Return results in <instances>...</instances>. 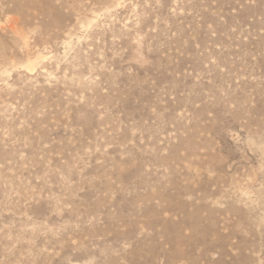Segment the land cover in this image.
Returning <instances> with one entry per match:
<instances>
[{
  "label": "rangeland",
  "instance_id": "374dc122",
  "mask_svg": "<svg viewBox=\"0 0 264 264\" xmlns=\"http://www.w3.org/2000/svg\"><path fill=\"white\" fill-rule=\"evenodd\" d=\"M0 264H264V0H0Z\"/></svg>",
  "mask_w": 264,
  "mask_h": 264
}]
</instances>
